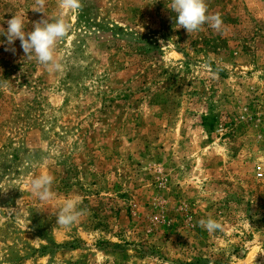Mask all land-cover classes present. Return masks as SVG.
Listing matches in <instances>:
<instances>
[{
  "label": "rangeland",
  "instance_id": "rangeland-1",
  "mask_svg": "<svg viewBox=\"0 0 264 264\" xmlns=\"http://www.w3.org/2000/svg\"><path fill=\"white\" fill-rule=\"evenodd\" d=\"M34 2L0 0V28ZM170 3L82 0L55 74L0 35V264H264V0H206L221 27L191 34Z\"/></svg>",
  "mask_w": 264,
  "mask_h": 264
},
{
  "label": "clouds",
  "instance_id": "clouds-1",
  "mask_svg": "<svg viewBox=\"0 0 264 264\" xmlns=\"http://www.w3.org/2000/svg\"><path fill=\"white\" fill-rule=\"evenodd\" d=\"M57 6L60 10L59 15L50 18L46 12V0H35L32 10L47 18L35 22L32 31H25V20L16 14L6 21L8 25L6 30L0 28V35L6 36L8 45H12L18 39L25 56L28 59L35 58L49 74L63 70L62 56L57 51V45L72 30L73 25L66 18L68 13L79 11L83 5L82 0H57ZM167 8L177 14L175 27L184 28L189 34L201 30L205 24L215 30L222 24L219 14H208L206 0H171ZM5 50L15 51L14 48ZM53 182L54 177L50 174L35 176L30 181V190L41 202H48L53 198ZM79 203L78 198H67L56 218V223L63 227L78 223L81 217L87 214V209L80 208ZM198 224L209 234L218 230L223 231L221 222L213 219L211 215L206 219H200Z\"/></svg>",
  "mask_w": 264,
  "mask_h": 264
},
{
  "label": "trees",
  "instance_id": "trees-1",
  "mask_svg": "<svg viewBox=\"0 0 264 264\" xmlns=\"http://www.w3.org/2000/svg\"><path fill=\"white\" fill-rule=\"evenodd\" d=\"M207 125V124H206Z\"/></svg>",
  "mask_w": 264,
  "mask_h": 264
}]
</instances>
